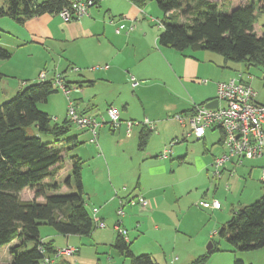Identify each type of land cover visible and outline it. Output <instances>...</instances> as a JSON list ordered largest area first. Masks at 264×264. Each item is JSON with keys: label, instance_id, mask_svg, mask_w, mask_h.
<instances>
[{"label": "crops", "instance_id": "obj_1", "mask_svg": "<svg viewBox=\"0 0 264 264\" xmlns=\"http://www.w3.org/2000/svg\"><path fill=\"white\" fill-rule=\"evenodd\" d=\"M100 1L101 0H99L95 7L89 8L85 16L69 23H64L61 18L55 14H42L40 16H35L27 19L22 24H18L10 19V25L8 24L9 29H7L9 31L5 30V34L9 35L8 39L10 40L9 42L4 43L2 47L7 50H12V57L17 53H22L21 55L24 56L25 60L35 58L32 65L34 66V70H37L34 73V76L35 74L37 75L36 78H38L39 73L43 71L46 73L47 80L50 81L53 79L54 74H60L64 85H66V88L68 89L67 95L63 93L66 96V99L68 97L74 107L76 105L77 108H81L79 111L80 114L92 119L96 120L94 117L95 113L93 112V99L95 97L93 92L101 83L109 84L111 87H120V93L123 90L124 93L117 95L118 101L123 108L121 115L119 113L121 124L117 129H112L111 133L117 131L119 134L123 135V132H125L124 142L126 141L129 153L131 155H137V158L141 160V163L138 162L140 164L135 166V168H138L141 173H144L146 177L150 179L148 182L142 183L140 177L138 183L135 185H127L128 188L134 189L131 191L124 190L127 194L120 198L118 203L119 207H123L124 215L119 219L122 223L121 226L125 228L127 232L126 241L129 243L130 237L127 236L128 228L130 230L134 229L136 235L139 233L138 229H143L144 231H150L151 229L161 231L156 221L160 222V209H162L163 204L165 203L166 192L174 197V194H176L174 188L178 186V181L174 180L169 175V173L171 174L173 172V169L176 166L172 163L173 160H177L178 165H187L197 169L198 172L202 171L205 175L209 176L210 173L212 174L211 164L213 158L223 152V148L220 145L221 134L216 142L210 141L212 136L211 133H214L216 130L209 129L206 131L202 139L194 140L186 137V132L188 131L187 123L181 126L177 122L181 128L179 143L184 142V144L175 147L174 149L172 148L173 155H171L170 158L161 159L159 157L163 151L161 144L156 149L148 146L146 152H143L146 149L149 138L154 130L150 132L143 148H140L138 143L141 131L145 129L146 126H149L147 125L148 123L151 124L152 127V124L155 125L156 122L161 123L164 116L166 119L170 118L168 114L172 115V121L168 120L165 124L175 125L174 123H176V121L173 120V116L177 114H189L194 105H202L215 100L217 83L235 77L233 76L234 70L231 68L230 64L227 65L225 60L217 56L215 53L202 50L198 46L189 47L183 51H176L172 48L159 45L158 37L162 30L161 23L157 27V31L148 29L146 25L136 26L137 20L144 14V9L142 7H137L130 0H110L108 7L104 9L103 13L101 12L103 8L100 6ZM216 1L223 5V8H228V12L242 3L247 1L252 2L251 0ZM183 21L184 20L181 21L178 19V23ZM121 25H123V27ZM131 26L134 28L129 30ZM255 27L254 24V28ZM117 29L119 30V33H116ZM262 33L263 32H261L260 35ZM90 63L97 65L99 68L88 71L87 68L91 66L89 65ZM76 65L81 66L80 68H85L86 70V72H83V78L78 80L72 79L68 76L69 73H78L75 68ZM105 66H107V68H104ZM148 66H150V69H148ZM131 77H134L139 83L134 89L130 86ZM201 77L207 78L205 79L207 81L206 84H201ZM31 82L36 83L38 82V79ZM31 82L27 84H31ZM22 88L23 87L20 86L17 90L19 91ZM147 92L154 93L153 98L146 99L145 95ZM71 93H74L73 100L69 97V94ZM157 93L163 95L160 97L161 99H159ZM106 104L114 105L116 107L118 106L116 105V98L114 99V102L112 100ZM134 105L138 108L137 114H140L144 118L147 117L151 123L132 122L131 111L129 110L128 112L127 110L128 107ZM128 120H132L130 122L133 123L129 128L126 124L129 122ZM100 128H98V130ZM98 130L96 142H91V134H87L89 131L84 130L83 134L90 135L88 136V142L90 144L97 143V138L100 137ZM103 130H101V133H104ZM127 133L129 135H127ZM77 138H75L76 140L74 139L76 144L78 142ZM171 138L173 137L171 136L167 140ZM174 138L176 140L178 139V137ZM65 139H67V135ZM188 141H191L190 143L198 142L201 151L199 153H193V151L188 148L189 146L186 145L189 143ZM164 144L163 146H165ZM68 146L69 145L66 144L65 148H68ZM65 152L66 150L61 155V161L66 157ZM138 153H143V155H139ZM76 156L79 157V155ZM98 156L97 158L102 157L101 155ZM263 157L264 155L258 159H254L258 161H256L257 165L261 166V173L264 170V164L261 163ZM79 159L81 160L80 157ZM149 159H152V161ZM248 161L251 160L244 161L238 166H235L234 164L226 165L218 178L219 185H216V188H220L221 183L230 184V186L227 185L225 188L227 191V197L224 198V201L227 206L229 205L230 212L229 217H226V221H224L226 223L235 212L258 200L264 193L261 174L260 180L258 181H254L250 177V174H248V181L252 184L248 187V182L245 180L244 186L241 187L240 195H234L237 183L232 179L236 175H232L236 173L238 167L245 165L250 168L251 164L246 165V162ZM68 163V169L71 171L70 160ZM60 166H63L61 162L55 165L56 168H59ZM97 171H99V169H97ZM115 171L116 177L121 174V177L123 178L117 177L113 180L112 177L115 176L112 174V168L107 167L108 177L111 182L129 177L128 168H118L115 169ZM248 171H250V169ZM58 174L59 172H57V176ZM257 182H260L262 186H257ZM82 186L84 193L83 181ZM237 186L240 187L239 184ZM216 190L217 189H215V191ZM246 191L247 194L244 196ZM232 192L233 196H228V194H232ZM159 193H161V195ZM137 194H141L143 198L149 201V207L143 209L127 204L128 199L138 196ZM170 202L171 206L169 207H172V200ZM234 202H236V206ZM126 207L129 209L128 214L125 213ZM207 210L213 211L211 209ZM215 213L217 212H214V214ZM172 214L175 213L172 212ZM96 216L104 223V215L101 213V210L97 211ZM126 218L129 224L127 225L128 228L124 226L123 222V219ZM151 220L154 221V225ZM150 222L152 225L148 227V223ZM139 223H141L142 226H140ZM226 223H222V225L225 227ZM115 224L116 220L112 227V236L115 237L114 241L117 237V232L114 229ZM217 227L218 224L216 220H214L212 228ZM214 230L215 229H212V231ZM136 235L132 234L131 237L135 239ZM70 237L71 235L66 236V240H69ZM210 237H212V235L209 236L208 233V235H206V240ZM15 244L16 241H13L7 246L10 248ZM51 245L53 246L52 242ZM213 247L214 243L212 249ZM77 251L78 250H76V253ZM195 256H197V254L191 255L190 258H187L186 262L188 263L190 260L195 259ZM234 259H240L246 264H264V247L240 255L234 254L233 256H229V258H227V264H233ZM10 260L11 257L9 254L7 264H10ZM59 262L60 260L57 261L56 264ZM156 263L160 264L158 261H156ZM60 264H63L62 258Z\"/></svg>", "mask_w": 264, "mask_h": 264}, {"label": "trees", "instance_id": "obj_2", "mask_svg": "<svg viewBox=\"0 0 264 264\" xmlns=\"http://www.w3.org/2000/svg\"><path fill=\"white\" fill-rule=\"evenodd\" d=\"M130 1L137 7L149 1L157 4L163 15L158 37L161 46L176 51L198 46L221 55L227 63L243 62L248 66L264 67V32L261 35L255 32L256 6L253 2L247 1L229 12H221L223 5L216 0ZM92 2L95 6L99 0ZM69 5L68 0H0V18L7 17L22 24L42 14L58 15ZM260 10L264 12L262 2ZM178 17H184V21L178 23ZM9 57V52L0 49V59ZM55 92L52 81H38L25 85L11 99L0 103V247L16 241L9 248L10 264H43L44 257L56 253L51 242L46 243L39 237L41 225L48 224L63 236H89L96 229L84 207L78 156L68 157L71 175L64 182L68 188L72 183L75 192L55 194L59 189L55 181L59 169L55 165L69 149L65 148L66 144L71 145L70 149L76 145L75 138L65 139L66 122L52 125L49 115L38 109V104L45 103ZM152 130L141 131L140 148L144 147ZM27 188L34 190V197H42L44 201H22L20 192ZM220 235L233 251L263 248L264 193L235 212ZM113 247L119 255L129 259L130 264H157L148 254L134 255L118 233ZM212 250L214 247L210 252ZM202 261L204 258H198L191 264ZM233 264L246 263L234 259Z\"/></svg>", "mask_w": 264, "mask_h": 264}, {"label": "rangeland", "instance_id": "obj_3", "mask_svg": "<svg viewBox=\"0 0 264 264\" xmlns=\"http://www.w3.org/2000/svg\"><path fill=\"white\" fill-rule=\"evenodd\" d=\"M251 1L254 2L256 6L254 15L256 26L255 31L260 35L261 32H264V12L260 10V3H263L264 1ZM109 2L110 0L100 1V6L103 8L101 11L102 13L104 12V9L108 7ZM93 7L95 6H91L90 8ZM142 8L144 9V14L137 20L136 26L146 25L148 29L157 31V27L163 20V15L158 9L157 4L154 1H149L145 3ZM227 9L221 8L220 11L228 12ZM178 19L182 21L184 20V17H178ZM9 22L11 21L7 17L0 18V49L10 53V57L8 59H0V103L11 99L16 94L18 91L17 89L20 86L24 87L25 85H29L27 83L38 79L36 78V74L34 76V73L37 70H34V66L32 65L35 58L25 60L24 56L21 55L22 53H17L12 57V50L8 49V51L6 48L2 47L4 43L9 42L10 40L8 39L9 35L5 34V30L9 31L7 30L9 29ZM121 26L123 27V25ZM217 56L224 60L221 55L217 54ZM228 64H230L231 68L234 70L233 76L235 79H242L243 81L248 82L255 92V100L258 103H264V67L253 65L248 66L243 62H229L227 65ZM89 65L91 66L87 68L88 71H92V69H96L97 67V65L91 63ZM80 67L81 66L76 65L75 68L78 73H67L68 76L75 80L83 78V72H86V70L85 68ZM148 69H150V66H148ZM200 79L205 81L207 78L201 77ZM120 89V87H111L109 84L102 83L95 89L93 92L95 95L93 99V112L95 113L94 117L96 118V121L99 123L108 121L107 109L110 106L116 108L121 115L123 108L118 101L117 95L124 92L122 90L120 93ZM73 94L74 93L69 94V97L72 98L71 100H73ZM157 94L159 99H161L160 97L163 95H160V93ZM153 95L154 93L147 92L145 96L146 99H150L153 98ZM115 98L116 105H118L117 107L106 104L112 100L114 102ZM38 109L49 115L52 125H60L66 122L68 129L66 134L67 138L78 137L76 146H72L70 149V145L67 152H65L66 157H64L63 161H60L63 166L58 168L59 174L55 181L59 185V189L55 192V194L65 195L75 192L74 185L72 183L70 188H68L64 182L68 176L71 175V171L68 169V157L79 155L81 158L82 181L84 184V193L82 195L84 207L90 214H92L91 209L93 207L101 210V213L104 215L103 224L105 226V228L103 227L104 229L96 228L89 236L71 235L70 239L66 240V236L56 233L52 226L44 224L39 227L40 238H42V240L46 243L52 242L53 246L59 250H63L67 247H72L78 250L77 253L75 252V256L62 258L64 264H130L129 259L119 255L113 247L115 237L112 236V227L114 221L119 220L117 211L120 208L118 204L120 198L124 197V195L126 196L127 190L131 191L134 189H130L128 186L138 183L140 177L142 183L148 182L150 179H148L144 173H141L138 168H135V166L141 163V160L137 158V155H131L129 153L126 141L124 142L125 132H123V135L119 134L117 131L111 133L109 125L103 124L101 127L102 129L100 128L98 130L100 137L97 138V143L90 144L88 142V136L90 135L83 134L84 129L79 128L71 122H67V99L63 92L58 89H56V92L48 97L47 102L39 103ZM77 109L79 112L81 108L76 107V110ZM137 109L138 108H136L135 105L128 107L127 111H131V119H133V121H128H132L133 123H144L146 119L147 122H150L147 117L144 118L140 114H137ZM168 115L170 118L166 119L164 116L162 120L163 122H156L155 125L152 124L154 131L152 132L147 147L143 152H146L148 146L156 149L161 144L164 149L169 145V143H175L172 146L174 149L175 147L184 144V142L179 143L181 136V128L179 124H177V122L174 123L175 125L165 124L168 120L172 121V115ZM150 126L151 124H149V127L146 126V128L149 129ZM101 130H103L104 133H101ZM87 134H89V132H87ZM211 134L212 136L210 141L216 142L220 138L218 130ZM127 135L129 134L127 133ZM171 136L173 138L167 140ZM174 137H178V139L176 140ZM188 142L189 145H186L189 146L188 148L191 149L193 153H199L201 151L198 142ZM163 144L165 146H163ZM138 154L143 155V153ZM98 155H101L102 157L97 158ZM149 160L152 161V159ZM256 161L257 160H251L246 162V165L251 164L250 168L245 165L238 167L236 173L232 175H236L232 179L234 182L236 181L237 185H240V187L236 185L234 195H240L241 187L244 186L245 180H247V185L250 187V184L252 183L248 181V174H250V177L254 181L260 180L261 166L257 165L258 161ZM172 163L176 166L174 167L173 172L171 174L169 173V175L174 180L178 181V186L174 188L176 193L174 194V197L166 192L165 203L163 204L162 209H160V222L156 221L161 231H156L154 229L144 231L143 229H138L139 233L143 234L138 233V235H136L134 229L133 231L127 227V225H129L127 218L123 219L124 226L128 228L127 236L130 237L129 239L131 244L130 242L128 243L130 251L137 256L143 254L152 255V259L154 261H158L160 264H191L193 260L198 258H204V261L197 264H227V258H229V256L246 253L231 250L224 236L220 235V231L224 227L222 223H226L224 221H226V217H229L230 214L229 205L227 206L224 201V198L227 197V191L225 188L227 185L230 186V184L221 183L220 188H216V185H219V180L217 177H213L211 173L208 176L205 175L204 172H198L197 169L187 165H178L177 160H173ZM261 163L264 164V157L262 158ZM107 167L112 168V174L115 176L112 177L113 180L117 177H121V174L117 177L115 175V169L118 168H128L129 177L111 182L108 177ZM97 169H99V171H97ZM249 169L250 171H248ZM256 184L259 187L262 186L260 182H257ZM215 189L217 190L215 191ZM159 194L161 195V193ZM246 194L247 191L244 196H246ZM137 195L141 196V194ZM19 196L22 201H44L42 197H34V190L28 188L22 190ZM228 196L232 197L233 192L232 194L229 193ZM171 200L173 202V206L169 207L171 206ZM212 200L220 202V210L210 211L198 205L199 202L210 203ZM234 204L236 206V202H234ZM172 212L175 214H172ZM214 212L217 213L214 214ZM125 213H129L128 207H126ZM214 220H216L218 224L217 228H212ZM151 222L154 225V221L151 220ZM151 222L148 223V227L152 225ZM139 224L142 226L141 223ZM211 228L215 230L212 231ZM208 233L209 236L212 235V237L206 240V235H208ZM132 234L136 235L135 239L131 237ZM209 243H214V251L212 250V252L207 249ZM8 248V246L0 247L1 264L8 263ZM193 254H197V256H195L196 258L187 263V258H190Z\"/></svg>", "mask_w": 264, "mask_h": 264}, {"label": "built area", "instance_id": "obj_4", "mask_svg": "<svg viewBox=\"0 0 264 264\" xmlns=\"http://www.w3.org/2000/svg\"><path fill=\"white\" fill-rule=\"evenodd\" d=\"M69 7L63 8L58 16L64 23H69L77 20L87 14L88 9L93 6L92 0H68ZM134 27L131 26L129 30ZM119 33V30H116ZM99 67H96L98 69ZM104 68H107L105 66ZM75 70V69H74ZM46 73L40 72L38 81H46ZM53 86L61 90L67 95L68 90L64 85L60 74H54L51 79ZM206 84L207 81H201ZM139 83L134 77L130 78L131 88H136ZM67 118L68 120L81 129L88 130L92 136L91 142H96L97 130L103 124H108L110 129H117L121 120L119 112L116 108L110 106L107 109L108 121L99 123L95 119L80 114L73 103L68 99ZM217 105L213 108H208L205 104L194 105L189 114H177L173 116V120L181 126L187 123L188 131L186 137L194 140H200L204 137L209 129L218 130L221 134L220 145L223 152L214 157L211 168L213 177H220L221 171L228 164L235 166L241 165L247 160L258 159L264 154V103H258L255 100V92L251 85L240 79H229L217 83L216 99ZM103 120V119H102ZM147 124V121H145ZM127 127L133 125L132 122H127ZM149 125V123L147 124ZM149 127V126H148ZM150 129L152 127L150 126ZM178 143V142H177ZM175 143H170L160 154L161 159H168L172 155V146ZM261 179L264 180V170L261 173ZM127 204L130 206L146 209L149 207V201L142 196L129 198ZM202 208L211 210H220L221 204L217 200L212 202H199ZM97 208L92 209L91 219L95 228L101 229L104 227L103 222L96 216ZM124 215L123 207L117 211L118 218ZM121 220H117L114 226L115 231L126 240V230L121 226ZM75 248L67 247L63 250L57 249L56 253L50 257H44L43 264H56L63 257L74 256Z\"/></svg>", "mask_w": 264, "mask_h": 264}, {"label": "water", "instance_id": "obj_5", "mask_svg": "<svg viewBox=\"0 0 264 264\" xmlns=\"http://www.w3.org/2000/svg\"><path fill=\"white\" fill-rule=\"evenodd\" d=\"M216 105H217V101L216 100H212V101H210V102L205 104V106L208 107V108H213ZM207 249H208V251H210L212 249V244L209 243Z\"/></svg>", "mask_w": 264, "mask_h": 264}]
</instances>
